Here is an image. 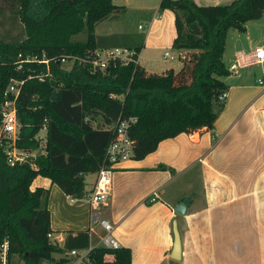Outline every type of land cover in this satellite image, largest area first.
Instances as JSON below:
<instances>
[{
    "label": "trees",
    "instance_id": "obj_1",
    "mask_svg": "<svg viewBox=\"0 0 264 264\" xmlns=\"http://www.w3.org/2000/svg\"><path fill=\"white\" fill-rule=\"evenodd\" d=\"M31 1L0 0V13L12 11L24 29L20 40L0 39V121L4 93L16 79L23 81L16 99L20 123L16 147L26 152L41 150L37 135L43 124L47 128L43 152L25 162L10 165L5 146L0 145V245L8 241L9 264H17L12 262L14 255L24 264L54 263V254L89 247L88 229L67 231L62 246L49 240V190L30 186L40 175L71 198H83L85 177L96 174L105 163L119 118L136 117L128 130L135 160L155 151L164 139L212 129L220 108L216 110L215 105L221 103L219 95L227 88L221 78L230 74L223 60L227 31L233 27L244 32L245 24L264 12V0H232L223 5L161 0L160 10L174 14L172 47L181 50V69L149 73L139 63H110L104 71L91 73L77 62L65 67L50 61L47 70L43 63L24 59L83 56L95 48L116 46L139 53L141 35L95 34L99 22L123 7L114 0H38L33 13ZM81 32L85 38L74 39ZM156 169L174 172L165 164ZM106 254H112L113 261H106ZM131 262L130 248L99 245L82 264Z\"/></svg>",
    "mask_w": 264,
    "mask_h": 264
},
{
    "label": "crops",
    "instance_id": "obj_2",
    "mask_svg": "<svg viewBox=\"0 0 264 264\" xmlns=\"http://www.w3.org/2000/svg\"><path fill=\"white\" fill-rule=\"evenodd\" d=\"M194 1L198 5H223L232 0ZM160 2L114 0L124 11H140L150 20L149 28L156 23H162L164 28L170 23L172 29H167L166 36L172 44L176 34L174 14L169 9L160 13ZM256 20L248 21L244 32L230 31L229 45L227 32L223 60L230 74L221 78L227 86V95L215 105L216 110L219 105L220 108L213 128L164 139L144 158H131L115 165L112 189L99 214L114 225L113 236L119 246L130 248L131 264L172 262L175 219L182 246L181 259L175 264H264V88L256 83L262 76V66L249 60L255 47L264 45V24L254 23ZM144 27L137 25L138 29ZM148 30L138 63L149 73H162L170 68L178 72L181 61L177 66L160 70L145 64L143 51L160 47L150 40ZM242 57L244 62L239 66L237 59ZM159 164L171 167L174 172L156 169ZM198 165L193 174H198L201 186L193 180L191 183V178L187 185H181L179 177L189 176ZM95 178L96 174L85 177L83 198H71L46 177L34 178L31 190L36 187L49 190L53 232L65 236L67 231L89 228L88 197ZM154 192L156 200L149 202ZM188 195L191 200L186 214H178L175 206ZM102 234L100 226L94 225L90 235L97 238L94 246ZM104 258L113 261L114 256L106 254Z\"/></svg>",
    "mask_w": 264,
    "mask_h": 264
},
{
    "label": "built area",
    "instance_id": "obj_3",
    "mask_svg": "<svg viewBox=\"0 0 264 264\" xmlns=\"http://www.w3.org/2000/svg\"><path fill=\"white\" fill-rule=\"evenodd\" d=\"M142 28V25H139ZM138 56L134 49L124 46H116L109 48H95L88 51L83 56L77 55H62L53 58H47L45 55L39 59L36 56H28L25 61H37L43 63L47 66L50 61H55L62 64L65 67H71L75 62H77L82 67H86L91 73L96 71H104L110 63H120L121 65H127L129 63H138ZM163 57L173 56L169 55V52H165ZM244 58L237 59V65L242 66ZM250 61L253 63L260 64L262 66V76L256 79L257 85L264 88V45L257 46L250 56ZM248 60V61H249ZM23 61V59H21ZM40 80L43 79V75L39 77ZM22 80L12 79L8 88L6 89L5 101L1 108V121H0V145L5 146V151L7 154V161L10 165L15 163H22L27 161L29 158L34 157L39 152H43V147L45 146V134L46 125L43 124L37 137L40 139L41 150L34 149L33 151L26 152L24 150L18 149L15 145L16 139L18 137L20 123L16 115V99L20 92L22 85ZM12 94L9 97L8 94ZM226 92H222L219 95V100L222 101L226 97ZM136 121V117L119 118L114 126L115 137L110 142L105 153V163L101 166L99 171L96 173L95 182L89 193L88 201L90 205V225L89 233L93 232L94 225L98 224L103 230V234L99 236L98 244L89 245L86 249H72L64 253L54 254L55 262H44L42 264H62L57 261L60 258L67 259L66 263L63 264H82L87 261L88 254L91 249L96 246H105L107 248H118L119 244L113 236L114 225L111 224L106 219L102 218L99 214L100 206L105 203L109 197L110 191L112 189V175L114 167L116 164L129 160L133 153L132 140L128 135V130L130 126ZM156 200V193L148 198L149 202ZM49 240L57 245L62 246L65 240V236L62 233H55L53 231L47 234ZM9 245L8 241L5 240L0 245V264H9Z\"/></svg>",
    "mask_w": 264,
    "mask_h": 264
},
{
    "label": "rangeland",
    "instance_id": "obj_4",
    "mask_svg": "<svg viewBox=\"0 0 264 264\" xmlns=\"http://www.w3.org/2000/svg\"><path fill=\"white\" fill-rule=\"evenodd\" d=\"M31 2H32L31 3L32 12L35 13L39 1L32 0ZM159 12L163 14L164 11L160 10ZM263 20H264V14L261 16L260 19L254 21V23L264 24ZM138 24H143L145 27L143 29H138L137 28ZM149 24H151L150 20L149 19L147 20L144 17V15L140 13V11L121 10L118 13H114L113 16L108 17L107 19L99 22L95 27V34L96 35H105L109 33L111 34L113 33L130 34V35L139 34V36L141 35L144 37L145 39V41L143 40V44H144V42H146V32L149 29L148 32L151 30L150 40L152 41L155 40L156 42H158L160 47L152 50L151 52L146 51V50H144L145 52L143 51L144 60L147 62L145 64H147L148 67L156 69V70H160L161 68H166L169 66H177L180 63V59H179L180 51L172 47L171 42L169 43L167 41L168 37L166 36L167 29L168 28L170 29V23L164 28H163L162 23H159V24L156 23L153 28L152 27L149 28ZM260 27L262 26L260 25ZM171 29H172V26H171ZM250 29H251V26H250ZM23 31H24L23 25L19 17L15 13L7 9L6 10L4 9L2 13H0V39H5L8 41L20 40L23 38ZM228 31H227L228 32V35H227L228 43L227 44L229 45L231 41L230 40L231 36L229 34L231 33L230 31H235L236 33H241V32H239V30L233 27L229 28ZM84 38H85V32H81L74 36V39L76 40H83ZM165 51L169 52V54L174 56V58L173 59L169 57L163 58V53ZM147 58L149 59L148 61H147ZM197 169H199V165L196 166L192 170L189 176L185 174L180 176L179 177L180 184L184 186L187 185L189 182V179L191 178L190 179L191 183L193 180L194 184H199V186H201L198 174L196 175L193 174V172ZM169 186H172V185H169ZM178 190L179 189H177V191ZM65 203L68 205L69 200H67ZM90 240H91V244L93 245L97 242V238L95 236H91ZM12 262L17 263V264H24L23 260L17 255H14L12 257Z\"/></svg>",
    "mask_w": 264,
    "mask_h": 264
},
{
    "label": "water",
    "instance_id": "obj_5",
    "mask_svg": "<svg viewBox=\"0 0 264 264\" xmlns=\"http://www.w3.org/2000/svg\"><path fill=\"white\" fill-rule=\"evenodd\" d=\"M55 96L56 93L55 91H53L51 98L54 99ZM190 200H191V195H188L178 205L175 206L174 211H176L178 214L181 215L186 214ZM172 233H173V244L170 253V258L172 259V262L170 264H175L176 261H179L181 259V249H182L181 237L176 219L173 220L172 222Z\"/></svg>",
    "mask_w": 264,
    "mask_h": 264
}]
</instances>
